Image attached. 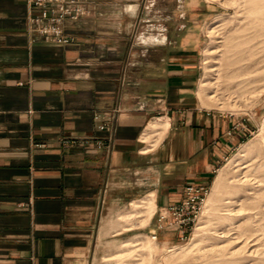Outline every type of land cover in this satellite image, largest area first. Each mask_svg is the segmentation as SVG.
I'll return each instance as SVG.
<instances>
[{"label": "crops", "instance_id": "1", "mask_svg": "<svg viewBox=\"0 0 264 264\" xmlns=\"http://www.w3.org/2000/svg\"><path fill=\"white\" fill-rule=\"evenodd\" d=\"M144 1L78 0L83 12L64 19L69 40L57 42L30 30L27 0H0V264H99L107 217L138 214L146 225L153 216L157 234L159 211L187 184L209 183L239 142L236 118L194 99L187 10L143 29ZM115 106L110 148L63 143L103 135L94 114ZM165 117L159 140L150 125ZM151 194L156 207L145 218L134 203Z\"/></svg>", "mask_w": 264, "mask_h": 264}, {"label": "rangeland", "instance_id": "2", "mask_svg": "<svg viewBox=\"0 0 264 264\" xmlns=\"http://www.w3.org/2000/svg\"><path fill=\"white\" fill-rule=\"evenodd\" d=\"M143 7V29L163 23L159 15L167 10H187L199 61L194 99L206 111L236 118L240 140L202 184L207 192L185 238L157 225L154 239L153 216L141 225L138 214L120 221L113 214L104 218L108 238L99 242V264H264V0L255 6L251 0H145ZM203 84L205 105L198 95ZM161 230L176 232L167 239Z\"/></svg>", "mask_w": 264, "mask_h": 264}, {"label": "built area", "instance_id": "3", "mask_svg": "<svg viewBox=\"0 0 264 264\" xmlns=\"http://www.w3.org/2000/svg\"><path fill=\"white\" fill-rule=\"evenodd\" d=\"M27 2L30 30L51 35L57 42L69 40L64 33V19L77 18L83 12L77 5L78 0H27ZM120 112L121 108L115 106L107 112L94 114L96 128L103 135L68 136L63 143L68 146L73 144L94 146L96 149L110 148ZM206 192L207 189L202 184H187L180 200L159 211L158 227L177 229L181 237L185 238L197 217ZM152 237L157 239L156 234H152Z\"/></svg>", "mask_w": 264, "mask_h": 264}, {"label": "bare ground", "instance_id": "4", "mask_svg": "<svg viewBox=\"0 0 264 264\" xmlns=\"http://www.w3.org/2000/svg\"><path fill=\"white\" fill-rule=\"evenodd\" d=\"M251 1H252V3L255 6V5L258 4V2L260 0H251ZM198 95H199V99H200L201 103L203 105H205L206 104V101H205V93H204V84L201 85V87L199 88ZM212 96L213 95H211V97ZM169 124L170 123H169L168 118L165 117L164 119L163 118H159V119L153 121L150 126L153 127L155 131H159V137H158V139L160 140L165 135V133L167 132V130L169 128ZM219 186H220V184L217 181L214 184L215 191L219 189ZM211 200L212 199H209L210 204H211ZM134 205L135 206H141L142 205V206L145 207V209H144L145 218H148L152 214V212L154 211V209L156 207L153 194L147 196L144 200H142L140 202L134 203ZM149 248L151 250H153L154 249V245L153 244H149Z\"/></svg>", "mask_w": 264, "mask_h": 264}]
</instances>
